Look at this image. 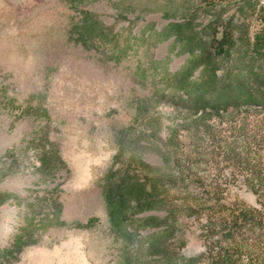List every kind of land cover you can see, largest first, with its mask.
Returning <instances> with one entry per match:
<instances>
[{
	"label": "rangeland",
	"instance_id": "obj_1",
	"mask_svg": "<svg viewBox=\"0 0 264 264\" xmlns=\"http://www.w3.org/2000/svg\"><path fill=\"white\" fill-rule=\"evenodd\" d=\"M243 1L0 0V264L203 252L172 176L264 122ZM227 197L255 205L241 183Z\"/></svg>",
	"mask_w": 264,
	"mask_h": 264
},
{
	"label": "trees",
	"instance_id": "obj_2",
	"mask_svg": "<svg viewBox=\"0 0 264 264\" xmlns=\"http://www.w3.org/2000/svg\"><path fill=\"white\" fill-rule=\"evenodd\" d=\"M243 4L239 13L254 14L261 23L245 48L261 55L264 8L255 0ZM247 127L237 130L241 145L235 138L216 139L207 145L206 157L190 153L177 164L172 182L179 186L188 216L203 228V252L184 264H264V122ZM237 183L253 189L255 205L228 199L229 188Z\"/></svg>",
	"mask_w": 264,
	"mask_h": 264
}]
</instances>
